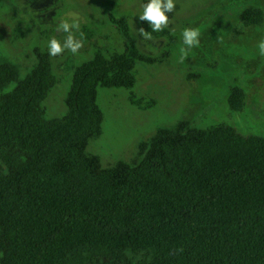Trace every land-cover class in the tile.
I'll return each instance as SVG.
<instances>
[{
  "label": "trees",
  "instance_id": "obj_1",
  "mask_svg": "<svg viewBox=\"0 0 264 264\" xmlns=\"http://www.w3.org/2000/svg\"><path fill=\"white\" fill-rule=\"evenodd\" d=\"M108 21L122 49L65 64L61 117L44 107L56 86L49 51L33 48L24 72L0 56V264H122L131 255L150 256L143 264H264L262 135L180 121L139 143L129 163L103 169L87 152L101 135L98 88L131 90L137 64L168 58L143 55L127 19ZM239 21L260 27L263 11L247 7ZM129 101L143 111L155 104ZM227 101L243 111L239 88Z\"/></svg>",
  "mask_w": 264,
  "mask_h": 264
},
{
  "label": "rangeland",
  "instance_id": "obj_2",
  "mask_svg": "<svg viewBox=\"0 0 264 264\" xmlns=\"http://www.w3.org/2000/svg\"><path fill=\"white\" fill-rule=\"evenodd\" d=\"M149 0H6L0 6V56L19 65L24 72L34 63L32 50L47 49L55 37L64 42L67 33L58 30L62 21L79 23L73 34L83 46L76 54L65 50L51 56L56 86L44 103L47 117L65 113L64 97L70 75L65 64L89 60L96 50L104 53L122 49V37L108 17L125 18L138 50L148 57L168 52L162 64H137L133 89L97 90V104L103 114L101 135L87 146V152L100 160L103 169L118 162L129 163L137 146L159 129L189 121L205 130L219 124L234 127L244 135L264 137V0H174L175 10L163 30L168 34L151 40L137 32L144 6ZM247 7L263 11L260 27L246 28L239 21ZM146 22L148 25L149 23ZM151 27V25H149ZM186 28L200 33L198 46L188 49L181 62L182 32ZM159 32V31H157ZM239 88L244 95L242 112L228 106V94ZM152 100L147 111L130 104L129 97ZM150 256L126 257L122 264H143ZM85 264H111L93 259Z\"/></svg>",
  "mask_w": 264,
  "mask_h": 264
},
{
  "label": "clouds",
  "instance_id": "obj_3",
  "mask_svg": "<svg viewBox=\"0 0 264 264\" xmlns=\"http://www.w3.org/2000/svg\"><path fill=\"white\" fill-rule=\"evenodd\" d=\"M174 0H149V2L144 6L143 14L139 16L140 20L147 21L151 25L152 31H162L169 24V15L175 10ZM79 30V23L73 21L69 23L68 21H62L58 25V30L67 33L65 40L61 43L55 37L51 38L47 43V48L49 55L55 57L62 54L65 50L76 54L78 50L83 46V33H80V39H77L73 34V30ZM139 35L144 38L151 40V33L146 31L141 27L138 31ZM183 44L186 48H181V62L187 57L188 49L196 47L199 45L200 33L191 28H186L182 32ZM261 55H264V41H261L258 45Z\"/></svg>",
  "mask_w": 264,
  "mask_h": 264
}]
</instances>
